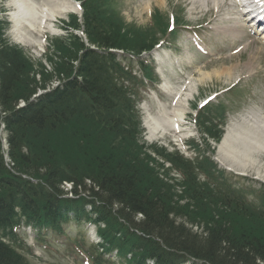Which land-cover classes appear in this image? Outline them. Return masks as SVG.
Here are the masks:
<instances>
[{
  "label": "trees",
  "instance_id": "trees-1",
  "mask_svg": "<svg viewBox=\"0 0 264 264\" xmlns=\"http://www.w3.org/2000/svg\"><path fill=\"white\" fill-rule=\"evenodd\" d=\"M83 13L82 24L73 15L67 25L82 29L87 41L80 35L57 38L51 46L66 51L59 50L56 62L36 71L23 50L4 39L0 25V124L8 132L15 171L39 181L10 172L0 139V230L19 224L20 211L28 222L57 227L61 210L76 213L82 205L62 200L64 183H70L72 192L88 190L101 202L95 211L105 224L100 228L105 249L130 254L123 264H144L146 257L175 264L190 255L209 264H264V235L255 233H264V212L250 213L194 178L179 190L139 144L132 100L115 77L124 70L106 51L141 52L157 39L130 44L129 33L100 0L86 1ZM40 90L45 92L30 102ZM22 100L27 106L19 109ZM66 135L80 140L60 146ZM208 166L200 164L203 170ZM200 217L205 224L198 234L185 221L199 224ZM0 264L28 261L0 240Z\"/></svg>",
  "mask_w": 264,
  "mask_h": 264
},
{
  "label": "rangeland",
  "instance_id": "rangeland-1",
  "mask_svg": "<svg viewBox=\"0 0 264 264\" xmlns=\"http://www.w3.org/2000/svg\"><path fill=\"white\" fill-rule=\"evenodd\" d=\"M37 1L40 3L39 0ZM146 4L147 3H145V5ZM148 4H151L152 8L155 6V10L153 11L151 16L147 12L145 5H143L141 0H122L120 1V8L121 11H123L124 16L123 17L115 16V18H113L115 22L121 24V26L125 29V31L129 33L128 34L129 42L130 44H133V46H135L137 42L147 43V42H152L154 39H157L158 36H160L162 31L166 27L168 23L167 19L169 18V15L173 12L174 6L175 8H179L182 14L180 12L178 13L181 16H183L186 22L190 24L201 23L203 20H205V17H208L210 14V12L209 13L207 12L210 7V4H212V0H166L164 3L159 2V0H151ZM0 7H2V11L11 9V7L8 5V2H5V5H3L1 3V0H0ZM221 7L222 10L219 16L214 15L213 17L209 18L212 20V23H210V25L213 24L215 28L223 29L225 26H232L231 20L234 21L236 20L237 22L239 21V19L236 18L238 16V12L235 6L233 7L232 5L229 4L228 1L227 2L225 1ZM71 13L77 14L76 10L73 9V12L67 13V15L66 14L59 15L60 20L61 21L68 20ZM13 28H15L14 25H12L10 34L7 33V37L8 39H10V42L12 44H19V46H21L20 42L17 41L16 35L12 31ZM25 33L30 34L32 37H34L35 40H37V38L38 40L40 39V37H38L37 35L38 32L36 33H33L32 31L30 32L27 27ZM48 35L49 34L45 36ZM53 38H55L53 35L48 37L46 43H49L50 40ZM239 39L241 38L232 40V37L229 32L224 31L223 34L220 33L215 34V30H213L211 36L208 37V41H209L208 47L210 52H212L213 56L209 55L207 58L201 59V57L198 55L197 50L194 48L192 43L189 42L186 33H183L180 36L178 40V44L175 47L172 48L169 46L166 47L163 51L160 50L158 51V53L154 54V56L158 60L159 59L163 60L162 67H160V72L161 74L163 73V75L165 76V82L167 81L169 86L172 87L174 90L180 89L181 88L180 85L186 83V80L189 79L190 76H192V80H193L195 78H198L200 74L203 73L204 71L220 72L221 70L226 71L227 68L232 69L231 72L232 75L229 80L224 77L220 81L218 80L215 81V83H208L201 88L200 94L196 95L197 97L196 99L194 98L189 100L188 106L186 108L187 115L191 113L190 108L194 109V107L198 106V104L203 100H205L206 97L215 94L219 90L227 88V86H229L230 83L235 82L236 80H238L239 77L244 78L243 79L244 81L242 83L244 87V91L242 92L241 90V94L238 93L228 94L227 96L225 95L220 98V100H222L223 103L229 106L228 111L226 113L227 130H229L228 129L229 126H232L233 123H237L241 120L240 118L241 115L257 113L260 111L264 112V42L255 41L253 38H250V36H247L241 39V42L237 43L235 46L229 45V42H236ZM22 45L24 46V48H27L28 44L24 42L22 43ZM47 45L48 44H46V46ZM178 46H181L182 48H179ZM225 46H227L228 50H230L231 48H234L233 50H235L239 46H243V49L241 50L240 53H236L235 55L228 56L226 60L222 62H215V64L208 66L206 65L202 68L203 62H205L209 57L214 58L217 55L221 54V50L225 49ZM47 49L48 48L45 49L47 53L46 55H43V57H37V56L35 57L34 55L31 56L32 60L35 61L29 64L30 70L36 71L38 69H42L41 64L50 67L53 64V62H56L55 55H57L60 52L59 50H61V52L66 51V49L63 48L58 49V47H56L55 45L50 46V49L48 51ZM183 49H188L187 55H184L182 53ZM254 55L255 58L252 59L251 63H249L248 61L250 60L251 56ZM199 61H201L202 63L197 64ZM237 63H241V66H237V69H235L233 65ZM191 65L192 68L190 67ZM233 68L235 70H233ZM252 70H258V71H252ZM226 76H228L227 71H226ZM248 83L250 85L251 93H250V97L246 99L245 98L247 94L246 88L248 86ZM162 92L164 94H162L161 91H157V94L159 95V98L162 101L161 103L164 105L171 106L173 99L172 95L171 96L168 95L169 93H165L163 90ZM142 99L144 101L140 103V106L143 105L144 107H147L146 109H144V111H146L145 114L147 115L143 117V120L148 129L145 131V139L149 143L159 141L161 134L153 132L152 130L150 131L151 122L148 121L149 113L147 111L149 109L152 115L155 116L156 113L160 111L159 108H157L158 100L151 97L148 89L143 92ZM183 106L186 107V104L183 103L182 107ZM252 110L254 111L252 112ZM183 129L184 130L186 129L185 134L187 135L188 134L195 135L197 133V129L194 124L191 125L184 124ZM196 136L198 135H195V137ZM63 137L64 139L60 142V146L67 145L80 140V137H77L75 135L73 136L66 135ZM218 145H220V143ZM60 146L58 148H60ZM217 158H219L218 154H217ZM260 159L261 160L259 161V167H260L259 171H256L257 168L244 169L243 167L240 168L237 166H235L234 170L240 173L245 171L247 173L248 171L250 172L248 174L251 177L255 175L264 177V152L263 155L260 157ZM222 162L224 163V161ZM227 165L230 166V164ZM82 172H84V170L79 172L78 174L83 177L84 174ZM65 187L66 189H70V185L68 184H65ZM82 192L85 193L86 195L90 191L86 190ZM204 218L200 217L199 224L194 220H190L189 218H187L185 222L188 227H192V230L194 232L200 234L205 224ZM237 226L238 225L233 224V230H235ZM69 230L71 233H69V236L66 238L56 239L49 237L51 243L50 246L45 247V249L41 248V246H37L35 248L37 251L36 255L29 256L30 263L31 264H87V260L84 258V256L78 253L76 248H74L73 241H75V239H77L78 237L80 238L86 237V240H88L89 237L87 235H84V233L87 232L88 230V226L83 229H80L78 226L72 225V227ZM255 233L259 235H264L263 232L262 233L255 232Z\"/></svg>",
  "mask_w": 264,
  "mask_h": 264
},
{
  "label": "bare ground",
  "instance_id": "bare-ground-1",
  "mask_svg": "<svg viewBox=\"0 0 264 264\" xmlns=\"http://www.w3.org/2000/svg\"><path fill=\"white\" fill-rule=\"evenodd\" d=\"M165 1L159 0L161 3ZM12 4L17 6V10L13 12L12 16H14L16 21L15 31L20 36L24 35L26 27L35 32L44 31L42 25L47 22L49 16L56 17L59 14L66 13L73 7L70 0H44L40 5L35 4L33 0H12ZM40 18L41 28L38 29L37 24ZM233 70L235 69L233 68ZM226 71L228 76H226ZM226 71H204L198 78L193 79L183 96L180 93L176 94L179 100L172 110L177 117L171 116L169 111L161 106L158 114L152 118V121L155 122V128H160L163 123L172 122L174 118L179 124L184 121L186 111L184 108H180L181 103L185 101L188 104L189 100L196 99V95L200 94L201 88L208 83H215V81H220L224 77L229 80L232 75V69L227 68ZM229 128V133L218 147L221 159L224 158L232 165H237L240 168H257L256 171H259L260 157L264 152V115L245 116L241 121L234 123Z\"/></svg>",
  "mask_w": 264,
  "mask_h": 264
}]
</instances>
